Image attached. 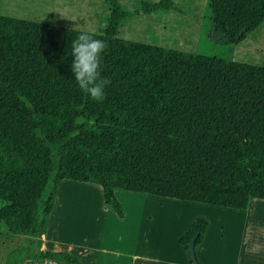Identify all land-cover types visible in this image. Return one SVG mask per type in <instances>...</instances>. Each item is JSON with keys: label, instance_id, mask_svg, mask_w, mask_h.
<instances>
[{"label": "trees", "instance_id": "trees-1", "mask_svg": "<svg viewBox=\"0 0 264 264\" xmlns=\"http://www.w3.org/2000/svg\"><path fill=\"white\" fill-rule=\"evenodd\" d=\"M98 39L106 99L94 101L71 72L81 31L0 14V219L22 236L6 264L50 259L83 264L68 251L41 249L59 183L100 186L119 217L114 190L244 210L264 200V65L194 54L117 36L139 12L107 0ZM210 19L233 44L264 21V0H208ZM197 217L179 238L202 242ZM197 259V256H196ZM197 264L199 260L197 259Z\"/></svg>", "mask_w": 264, "mask_h": 264}, {"label": "rangeland", "instance_id": "rangeland-1", "mask_svg": "<svg viewBox=\"0 0 264 264\" xmlns=\"http://www.w3.org/2000/svg\"><path fill=\"white\" fill-rule=\"evenodd\" d=\"M157 1L120 0L123 7L131 11L140 10L142 2ZM173 2L175 7L169 9L135 13L122 22L117 36L194 54L264 65V21L242 41L233 44L212 23L208 0ZM109 13L107 0H0V14L79 31L103 32ZM58 191L50 218L53 231L79 241L91 243L95 234L100 245L125 246L138 241L140 231L146 230L152 239L162 236L165 239L161 242L172 244L176 235L177 225L166 212L161 213L144 198L138 199L142 208L132 210L130 197L126 195L130 193L123 189H118V196L115 195L122 203L124 214L123 203L129 208L132 221L128 228L111 220L110 214L114 216V211L104 204L101 194L98 196L99 185L66 179L60 183ZM102 209L109 212L103 213ZM188 212L202 213L199 216L209 221L206 246L211 258L221 264H264V200L253 198L242 211L205 205ZM55 247L58 248L54 250L68 251L60 249L61 246Z\"/></svg>", "mask_w": 264, "mask_h": 264}, {"label": "crops", "instance_id": "crops-1", "mask_svg": "<svg viewBox=\"0 0 264 264\" xmlns=\"http://www.w3.org/2000/svg\"><path fill=\"white\" fill-rule=\"evenodd\" d=\"M60 183L58 188H60ZM58 188L56 196L59 193ZM118 189L120 188H116L114 190L117 196ZM127 192L130 193L126 195L130 197L129 203L132 206V210H138L142 208V203H139L138 199L144 198L149 200L151 205L155 206L158 211H160L161 213L166 212L168 218H171L173 221H175L174 223L175 225H177V228L175 232L176 235L173 237L172 244L161 242L165 239V237L162 236L156 238V240L152 239L148 235V232L146 230L144 232L140 231V237L138 241L134 240L131 245L125 246L111 247L109 245H100L101 243L98 240H95V234L92 235L93 240L90 241L91 243L79 241L76 238H72L62 234L61 232L53 231V224L52 221H50V218L53 217L54 214V203L53 209L49 214L47 231L41 236V249L54 250L55 248H58L55 246H61L60 249L63 247L68 250V252H71L72 254L76 255L78 258H80L83 264H189L188 255L185 249L179 243V238L188 230L193 221L202 213L197 212L189 214L188 210H195L198 207H203L209 204L204 205V203L177 200L168 197H160L148 193L131 191ZM100 194L102 197L101 191H99L98 196H100ZM0 201L2 204L0 208L7 204L5 200L0 199ZM123 205L125 209L124 217L119 218L115 213L114 216H112L113 214H110V217L111 220H114V222L120 223L121 225H124L126 228H128V225L132 221L130 220L131 215H129V208L125 205V203H123ZM209 206L218 207L213 205ZM235 210L242 211L238 209ZM106 211L108 210L102 209L103 213L109 212ZM139 224L141 225V223ZM221 230H223V227L221 228ZM209 233L210 225L208 226L205 232L202 242L196 247V253L199 259V263L214 264L213 262H218L216 264H221L219 260L217 261L216 259L211 258L207 250L206 243L209 237ZM220 236L222 237L223 234H221ZM174 240L175 243L173 244ZM21 241L22 236L17 233L14 229L9 228L5 224V222L0 219V264H6L8 253L18 247ZM94 241H96L97 243ZM55 261L56 260L50 259L29 260L24 264H55Z\"/></svg>", "mask_w": 264, "mask_h": 264}, {"label": "clouds", "instance_id": "clouds-1", "mask_svg": "<svg viewBox=\"0 0 264 264\" xmlns=\"http://www.w3.org/2000/svg\"><path fill=\"white\" fill-rule=\"evenodd\" d=\"M99 31H81L71 42V72L79 88L94 101L106 99L110 80L102 77V53L108 48L105 40L98 39Z\"/></svg>", "mask_w": 264, "mask_h": 264}, {"label": "water", "instance_id": "water-1", "mask_svg": "<svg viewBox=\"0 0 264 264\" xmlns=\"http://www.w3.org/2000/svg\"><path fill=\"white\" fill-rule=\"evenodd\" d=\"M197 237H198V234H195L188 244L192 264H197L196 252H195V240Z\"/></svg>", "mask_w": 264, "mask_h": 264}]
</instances>
